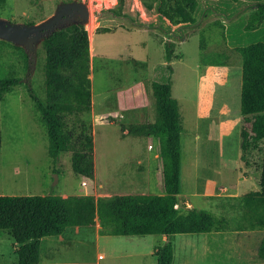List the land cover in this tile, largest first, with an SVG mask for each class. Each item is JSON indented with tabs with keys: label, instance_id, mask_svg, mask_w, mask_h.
Listing matches in <instances>:
<instances>
[{
	"label": "rangeland",
	"instance_id": "1",
	"mask_svg": "<svg viewBox=\"0 0 264 264\" xmlns=\"http://www.w3.org/2000/svg\"><path fill=\"white\" fill-rule=\"evenodd\" d=\"M153 1L128 0L130 8L143 16L149 15ZM94 2L89 0L90 5ZM48 4L49 0H5L0 7L31 16ZM77 38L78 35H72L59 39L50 51ZM88 41L91 109L82 118L92 127L93 178L72 171L69 152L49 156L48 146L53 139L50 124L20 88L8 84L0 87L3 94L0 100V195L162 194L156 141L152 137L128 134L127 129L129 125L155 119L153 89L160 91L154 71L148 61L132 49L109 39L89 36ZM258 41L264 42V36L253 37L243 44L224 41L204 45L183 70L174 99L183 128L180 205L186 202L191 207L230 218L239 212L231 205L233 200L229 197L259 189L264 144L260 149L245 153L240 149V130L244 125L240 113L241 57L235 50ZM211 51L226 53V64L221 67L203 65L201 55ZM0 59L4 65L3 81L9 79L13 69L2 49ZM40 90L42 93L41 87ZM163 107L171 121L174 106L164 104ZM80 234L72 229L66 231L69 238ZM263 234L259 230L177 234L170 238L174 247L173 264H264L256 255ZM160 243L161 236H132L131 240L116 242L115 248L119 250L125 245L129 250L132 245V251L141 252L142 256L111 259L108 248L96 251L88 243L84 245L79 240L65 243L57 237L41 242L40 258L44 260L56 254L55 263L156 264L155 254L148 253ZM15 247L7 232L0 230V264H15ZM98 253L104 257L98 259ZM40 262L49 264L51 261Z\"/></svg>",
	"mask_w": 264,
	"mask_h": 264
},
{
	"label": "trees",
	"instance_id": "2",
	"mask_svg": "<svg viewBox=\"0 0 264 264\" xmlns=\"http://www.w3.org/2000/svg\"><path fill=\"white\" fill-rule=\"evenodd\" d=\"M43 1V0H41ZM193 0H161L166 16L184 13ZM5 3V0H0ZM241 57L240 130L243 153L264 144V42L236 47ZM228 55L211 51L200 62L224 66ZM90 45L88 38L76 40L50 51L43 69L42 93L47 104L46 118L53 139L48 154L69 152L72 171L85 178L94 176L92 127L82 115L91 109ZM4 65L0 59V81ZM155 85H153L154 87ZM159 88V87H158ZM160 91V89H159ZM0 92V100L2 99ZM155 119L129 125L128 134L152 137L161 161L162 194L93 195H0V230L16 244L15 264H38L40 245L48 236H58L68 227L93 226L98 222L101 235H163L169 240L156 245V264H173L177 234L224 231L264 232V150L258 190L232 197L238 214L228 218L199 208L179 205L181 188V117L174 105L171 121L164 110L160 93L154 88ZM169 122V124H168ZM123 128V127H122ZM124 130V128L122 129ZM264 260V234L256 251Z\"/></svg>",
	"mask_w": 264,
	"mask_h": 264
},
{
	"label": "water",
	"instance_id": "3",
	"mask_svg": "<svg viewBox=\"0 0 264 264\" xmlns=\"http://www.w3.org/2000/svg\"><path fill=\"white\" fill-rule=\"evenodd\" d=\"M72 35L109 39L142 55L151 65L162 104L174 106L182 73L204 45L264 36V0H193L184 13L166 16L160 0L149 15L132 10L128 0H49L26 15L0 7V49L12 62L0 87L20 88L46 118L41 93L43 69L56 41Z\"/></svg>",
	"mask_w": 264,
	"mask_h": 264
},
{
	"label": "crops",
	"instance_id": "4",
	"mask_svg": "<svg viewBox=\"0 0 264 264\" xmlns=\"http://www.w3.org/2000/svg\"><path fill=\"white\" fill-rule=\"evenodd\" d=\"M180 197H181V195L179 194L178 195V201L179 202L181 201ZM229 198H232V197H229ZM185 203H183L182 206L187 207V208H192L191 205H189L187 203L185 204ZM194 208H196V207H194ZM93 226L68 227L62 234L58 235L57 237L60 238L62 240V242H65V243H67L68 241H72V240L82 241V242H84V245H87V243H88V245H91V247H93V249L96 250V251H98L102 247L108 248L109 249V256H110L111 259H115L117 257L130 258V257H141L142 256L141 252L132 251V249H131L132 245H131V248H129V250H128V247L125 246V245L121 247V249L123 251L121 249L118 250V249L115 248V243L116 242L125 241V240H127V241L131 240V237L135 236V235H132V236L101 235L99 233V228L100 227H99L98 222H96V224L93 225ZM68 229L74 230V232H76L77 234H79V232H81V234H80V236H75L73 238H69L66 235V231ZM224 232H226V231H224ZM239 232H243V231H239ZM157 236H161V243L164 242V241L169 240L166 236H163V235H157ZM48 237H50V236H48ZM57 237H55V238H57ZM45 238L42 239V242L44 240H47L49 242L51 239H55V238H46V239ZM171 242H172V240H171ZM52 247L55 248L56 251H57L56 247H54V246H52ZM15 249H16V247H15ZM155 250H156V248H154L153 251H152V249H150L148 254H151V255L155 254ZM116 251H119V252H116ZM56 256H57L56 254H51V255H48L47 258L44 259V260H42L40 258V261H51L49 264H67V263H55V262H53V261H57ZM102 257H104V254L98 253V259H100ZM156 260H157V257H156ZM38 264H42V263L39 262ZM45 264H48V263H45Z\"/></svg>",
	"mask_w": 264,
	"mask_h": 264
},
{
	"label": "built area",
	"instance_id": "5",
	"mask_svg": "<svg viewBox=\"0 0 264 264\" xmlns=\"http://www.w3.org/2000/svg\"><path fill=\"white\" fill-rule=\"evenodd\" d=\"M149 148L152 149V145L151 144H149Z\"/></svg>",
	"mask_w": 264,
	"mask_h": 264
}]
</instances>
